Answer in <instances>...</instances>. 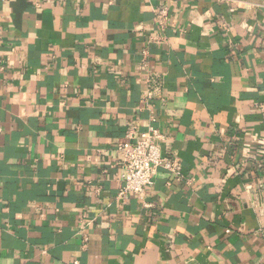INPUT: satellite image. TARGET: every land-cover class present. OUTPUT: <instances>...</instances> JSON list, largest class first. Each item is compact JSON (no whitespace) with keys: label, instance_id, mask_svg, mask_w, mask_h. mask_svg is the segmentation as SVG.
Returning a JSON list of instances; mask_svg holds the SVG:
<instances>
[{"label":"crops","instance_id":"0c3cea01","mask_svg":"<svg viewBox=\"0 0 264 264\" xmlns=\"http://www.w3.org/2000/svg\"><path fill=\"white\" fill-rule=\"evenodd\" d=\"M0 264H264V0H0Z\"/></svg>","mask_w":264,"mask_h":264},{"label":"built area","instance_id":"2783aa9c","mask_svg":"<svg viewBox=\"0 0 264 264\" xmlns=\"http://www.w3.org/2000/svg\"><path fill=\"white\" fill-rule=\"evenodd\" d=\"M167 14L166 7H158L154 11L155 22L161 29L167 23ZM146 82L147 96L150 97L158 89L159 81L155 75L148 74ZM164 138L162 131L153 126L140 131L136 136L132 131L125 133V139L117 144L122 168L119 196L132 193L142 199L147 188L152 186L158 168H163L173 177L181 179L182 165L179 158L162 154Z\"/></svg>","mask_w":264,"mask_h":264}]
</instances>
